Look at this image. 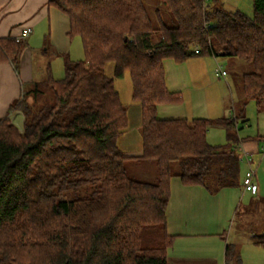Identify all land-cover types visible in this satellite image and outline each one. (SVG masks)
<instances>
[{
  "label": "trees",
  "instance_id": "obj_1",
  "mask_svg": "<svg viewBox=\"0 0 264 264\" xmlns=\"http://www.w3.org/2000/svg\"><path fill=\"white\" fill-rule=\"evenodd\" d=\"M159 1L172 26L159 10L151 17L143 0H47L67 16L83 57L65 60L60 80L48 72L31 102L22 91L8 110L22 113L21 131L0 118V264H168L172 178L207 189L210 178L219 188L240 181L236 132L247 103L264 110V0H253L251 18L225 11L220 0ZM21 48L0 40V55L16 70ZM204 56L249 65L241 108L216 121L159 119L158 105L181 99L166 88L163 62ZM109 63L113 77L104 72ZM125 72L140 105V157L124 156L117 143L128 120L114 79ZM211 125L224 128L228 149L207 142ZM137 160L153 163L155 182L128 176ZM252 239L264 249V229ZM233 258L227 244L225 263Z\"/></svg>",
  "mask_w": 264,
  "mask_h": 264
},
{
  "label": "crops",
  "instance_id": "obj_2",
  "mask_svg": "<svg viewBox=\"0 0 264 264\" xmlns=\"http://www.w3.org/2000/svg\"><path fill=\"white\" fill-rule=\"evenodd\" d=\"M25 29H30L31 32L21 41L25 46L23 49L21 48L17 70L14 69L8 59L0 55V118L8 117L12 122L20 117L23 121V115L20 111L13 110L8 113V110L21 99L24 86H33L38 81H43L48 72L52 74L54 71L52 63L49 64L48 61H59V64L62 63L61 69L63 71L65 60L78 61L71 59L73 57L78 59L76 57H79L78 43H75L79 38H71L68 35L69 20L67 16L56 8L49 7L47 0H0V40H14ZM3 45H7V43L5 42ZM35 55L42 60L39 61V64L36 62ZM82 57L83 50L81 59ZM196 58L201 57H191L180 64L171 60L163 62L167 90L179 95H182V92H188L194 99L190 115L186 112L182 97L178 103L158 105L157 117L159 119L210 120L211 112L209 111L207 96L203 92L206 82H204V86L194 83L192 70L194 66L189 63ZM211 58L216 61L215 57ZM189 64L192 66L190 68L192 71L189 70ZM216 65L217 67L220 66ZM194 68L201 71L200 74L202 73L200 67ZM216 71L217 68L215 70L217 78L225 79L227 77L226 70L224 77ZM230 108L233 113L232 117H234L237 111H235L233 104ZM225 110L227 111V107ZM225 110L224 116L221 118H230L231 112L228 111L227 116H225ZM221 118L218 117L210 121ZM212 126L224 130L219 125H211L210 127ZM122 136L123 134L120 137ZM241 144L243 149L251 152L252 155L260 154L261 149L258 143L253 145ZM118 147L124 156L140 157L142 155V139L136 144L127 139L122 148L119 145ZM138 162L141 161L137 160L135 163ZM242 177L243 174L240 173V184ZM178 182L177 187H173L172 181L170 182V198L166 209L165 229L167 234L173 237V243L167 250L168 264H226L225 246L232 244L226 241L224 234L226 219L222 210L223 197L220 196L219 204L215 202V208L211 209L216 210L215 212L208 210L215 194L219 193L220 195L223 189L211 194L209 189L204 186L185 185L180 180ZM257 195L258 192L251 196L257 198ZM218 215L219 238L216 237L217 232L214 228ZM206 223L207 225H204ZM251 242L255 248H260L253 241ZM234 249H236L235 245ZM238 261V254H234V258L229 264H236Z\"/></svg>",
  "mask_w": 264,
  "mask_h": 264
},
{
  "label": "rangeland",
  "instance_id": "obj_3",
  "mask_svg": "<svg viewBox=\"0 0 264 264\" xmlns=\"http://www.w3.org/2000/svg\"><path fill=\"white\" fill-rule=\"evenodd\" d=\"M143 2L151 17H153L155 10H159L165 24L168 26L173 25L169 12L159 0H143ZM210 2L211 0H207L208 4ZM220 3L221 7L227 12H239L249 18L253 16V0H220ZM75 43H78L79 57H76L78 59L73 57L71 60H79L82 55L79 40L77 39ZM24 46L22 43V49ZM35 57L37 58L36 62L39 64V61L42 60L37 55ZM48 63H52L53 65L54 71L52 72V77L54 79H62L64 76V72L61 69L62 63L59 64V61H48ZM189 63H192L194 67H200L202 70L200 74L201 71L198 69L194 67L192 69L194 83L199 86H204V82H206V86L203 87V92L207 96L205 97L209 104V111L211 112V118L209 119L214 120L215 118L224 116L226 107L227 111L225 110V116H227V112L229 111L232 117L231 105L233 104L235 111H237L244 102L240 79L241 75L249 69V65L237 58L217 57L215 61L209 56L192 59ZM216 64L220 65L222 70L227 71L228 74L225 79L215 76ZM190 68H192L191 64H189V70ZM104 72L106 76L113 77V64H107ZM37 83H39L38 89L43 91L42 81H38ZM34 87V85L24 86L23 91L29 102L33 98ZM114 88L119 95L120 103L127 110L128 128L123 133V136L117 140L118 145L122 148L127 139L134 144L141 141L140 105L132 100V82L128 72H125L123 77L114 79ZM180 97L183 99L182 102L187 110V114L190 115L194 97L191 98L188 92H182ZM42 100V97L38 98L37 103H41L40 101ZM9 121L19 131L22 130L23 121H21V117L17 118L14 122L9 118ZM244 121V123L240 124L241 127L236 132L239 143L248 145L258 143L261 149L260 154L252 155L249 152L246 155L252 161L250 167L256 173L254 180L259 188L257 198L243 192L239 180H236L232 185L219 188L214 185L216 184L214 179L210 178L208 186L210 193L214 194L220 191V189H223V191L220 195L219 193L215 194V197L212 199L213 202L209 204L208 210L215 212L216 210L211 209L215 208V202L219 204V197H223L224 205L222 210L226 219L224 225L225 239L228 243L233 246L235 245L236 249H234V254H238V264H264V249L255 248L251 242L253 241L252 236L254 234H260L264 229V110L258 112L253 102L247 103L244 109ZM206 140L210 145L221 149H228L230 146L228 145L226 131L213 126L209 127ZM238 155L240 157L242 156V159L240 158V173L244 174L249 169L246 163L247 160L243 153H239ZM171 171L173 175L179 173L177 163L171 165ZM127 174L133 179L148 183L155 182L157 176L153 163L146 161H142L140 164H129L127 166ZM212 174L216 176V170ZM171 181L172 185H174L173 187H177L179 183L178 178L174 176ZM216 221L214 228L217 232L216 237L219 238V215ZM204 225H207V223Z\"/></svg>",
  "mask_w": 264,
  "mask_h": 264
},
{
  "label": "built area",
  "instance_id": "obj_4",
  "mask_svg": "<svg viewBox=\"0 0 264 264\" xmlns=\"http://www.w3.org/2000/svg\"><path fill=\"white\" fill-rule=\"evenodd\" d=\"M31 32L30 29H25L21 34L20 36L16 37L14 39V41L16 43L18 42H21L25 37L28 36V34ZM218 74H220L221 76H225L226 75V72L224 70L221 69L220 66L217 67V71H216ZM236 151L237 153H243L246 157V155L249 153L247 151H245L242 147V144L239 143L238 146L236 147ZM240 157V156H239ZM242 159V156L240 157ZM240 159V160H241ZM246 163L249 167V169L243 174V177H242V181H241V187H242V190L246 193H249L250 195H256L257 192H258V186L257 184L255 183V170L252 169L251 166V160L248 159L246 157Z\"/></svg>",
  "mask_w": 264,
  "mask_h": 264
}]
</instances>
